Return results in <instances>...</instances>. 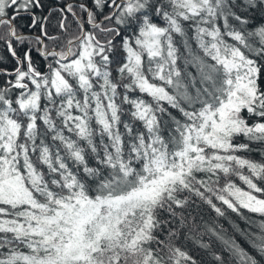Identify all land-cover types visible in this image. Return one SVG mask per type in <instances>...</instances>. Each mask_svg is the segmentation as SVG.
I'll use <instances>...</instances> for the list:
<instances>
[{
    "label": "snow or ice",
    "instance_id": "1",
    "mask_svg": "<svg viewBox=\"0 0 264 264\" xmlns=\"http://www.w3.org/2000/svg\"><path fill=\"white\" fill-rule=\"evenodd\" d=\"M0 51V264H261L264 0H0Z\"/></svg>",
    "mask_w": 264,
    "mask_h": 264
},
{
    "label": "trees",
    "instance_id": "2",
    "mask_svg": "<svg viewBox=\"0 0 264 264\" xmlns=\"http://www.w3.org/2000/svg\"><path fill=\"white\" fill-rule=\"evenodd\" d=\"M177 44H178V47H180L181 51H183V48L179 42V37H177ZM193 47H195L194 42H193ZM122 55H123V53L118 51L116 54V59L120 60ZM165 107H167L166 104H165ZM169 111H172V110L169 109ZM173 114L177 115V116L179 115V113H176V112H173ZM127 118L128 117H126V116L124 117V119H127ZM251 122L252 121L249 120V123H251ZM136 126H137V128H139L140 127L139 123H137ZM121 131H123L122 125H121ZM165 135H167V133H165ZM98 142H99V138L97 137V143ZM236 142L242 143L245 141H244V138L241 137ZM253 147H259V146L253 145ZM238 155L249 156V158L257 160V161H259L261 159L258 152H253L251 154L241 152V153H238ZM236 183L240 184V182L238 180H236ZM241 186L243 187L242 184H241ZM261 186L264 187V184H261ZM214 202H216L218 204V206L220 205V202H218V201H214ZM187 213H190L191 216L195 218L196 223L202 224V225L206 223L209 226L216 227L218 230H222L226 235L234 237L235 240L244 249H246L252 255H256L254 250L249 246V244L245 241V239H243L241 237V235H239L235 231V229L233 228L234 224L238 225L240 229H246L248 227L246 222L244 220H242L240 218V216H238L237 214L232 213L230 210H228L227 215L225 217H217L215 212H213L206 204H203L198 199L195 201V203H193L189 207V209L187 210ZM245 215H248V213L246 211H245ZM204 239L208 240L209 238L207 236H205ZM211 245H212V249L215 252L222 253L225 256V258L227 259V253L222 252V246L217 240H215V238L211 239ZM180 246H182L184 248V250L188 251L189 254L192 255L198 261V264H213L210 257L208 256V253L206 251L198 248L191 241L185 242V241L181 240ZM257 259H260V257H257ZM261 264H264V260L261 261Z\"/></svg>",
    "mask_w": 264,
    "mask_h": 264
},
{
    "label": "flooded vegetation",
    "instance_id": "3",
    "mask_svg": "<svg viewBox=\"0 0 264 264\" xmlns=\"http://www.w3.org/2000/svg\"><path fill=\"white\" fill-rule=\"evenodd\" d=\"M27 22V19L26 18H23V19H21V20H19V21H17V23H26ZM53 22H54V20H53ZM0 55H3V56H7L8 54L6 53V52H3V51H0ZM35 58V57H34ZM9 60H11V58L9 57ZM15 65H14V61H12L10 64H9V67H14Z\"/></svg>",
    "mask_w": 264,
    "mask_h": 264
}]
</instances>
